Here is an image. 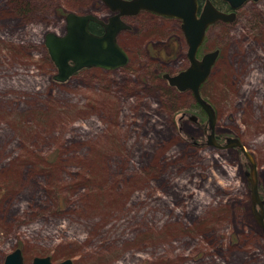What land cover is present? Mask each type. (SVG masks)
<instances>
[{
	"label": "rangeland",
	"instance_id": "rangeland-1",
	"mask_svg": "<svg viewBox=\"0 0 264 264\" xmlns=\"http://www.w3.org/2000/svg\"><path fill=\"white\" fill-rule=\"evenodd\" d=\"M263 3L210 26L200 47L219 52L201 88L215 147L192 94L164 77L187 66L180 22L127 19L126 65L57 82L46 34L68 13L108 11L0 0V264L16 248L24 264H264L248 162L225 147L237 138L253 157L264 211Z\"/></svg>",
	"mask_w": 264,
	"mask_h": 264
},
{
	"label": "water",
	"instance_id": "water-1",
	"mask_svg": "<svg viewBox=\"0 0 264 264\" xmlns=\"http://www.w3.org/2000/svg\"><path fill=\"white\" fill-rule=\"evenodd\" d=\"M244 0H236L234 7ZM107 7L117 14L110 17L108 22L100 20L92 14L78 15L68 13L65 16V31L61 34L47 33L45 46L54 63L57 73L53 76L57 82H63L77 71L87 67H100L111 70L126 65L128 56L118 45L117 33L128 26L120 16L129 12L143 9L163 16L175 17L181 20V29L187 43L189 66L175 75H164L168 83L177 90L191 92L195 102L207 116L209 134L207 143L221 147L215 139V110L204 99L200 92L202 84L208 78L211 68L218 56V50L205 53L200 59L196 58L199 47L203 44L208 26L216 20L230 21L233 14H225L216 10L207 2L200 15L197 0H103ZM98 23L103 28L102 34H96L89 29L90 23ZM193 120L196 116H191ZM238 147L246 158L249 171L252 212L258 225L264 230L263 201L259 196L256 174V164L253 157L243 147L237 138L227 137L225 147ZM223 147V146H222ZM3 264H24L20 249H15L6 255ZM31 264H73L72 259L53 262L47 256L35 257Z\"/></svg>",
	"mask_w": 264,
	"mask_h": 264
},
{
	"label": "flooded vegetation",
	"instance_id": "flooded-vegetation-1",
	"mask_svg": "<svg viewBox=\"0 0 264 264\" xmlns=\"http://www.w3.org/2000/svg\"><path fill=\"white\" fill-rule=\"evenodd\" d=\"M126 1H133V0H126ZM236 0H197V4H198V12L197 14L200 15L205 4L207 2H209L212 7H214L216 10L222 12V13H225V14H233L232 18L230 21H223V20H216L214 23H212L210 26L216 24V23H230V22H233L234 20H236V18L238 17V12H240V10H242L243 8H245V10L247 11L246 13H248L249 11H254L255 10V7L259 5V2L262 1V0H244L239 6L237 7H234L233 6V3L235 2ZM99 2L104 6V8L108 11L109 13V16L106 17V18H99L100 20L104 21V22H108L110 17L114 16L115 14H117V11H112L109 7L106 6V4L103 2V0H99ZM264 5V3H263ZM245 14V12H244ZM258 15H260V13H258ZM145 16H149L151 18H154L155 20H164V21H170V20H175V21H178L180 22V30L182 31L181 29V20L180 19H177L175 17H170V16H163V15H159V14H156V13H153V12H150V11H146V10H139L138 12H129V13H126L122 16H120V19L125 23L127 24V28L126 29H122L120 30L118 33H117V36H116V40H117V43L119 45V42H118V37L120 36V33L123 32V31H130L132 26L129 25V23L127 22V19H132V20H136V19H139V18H144ZM98 24V23H97ZM99 25V29L98 31L96 32V34H102L103 33V28L100 24ZM208 26V28L210 27ZM208 28L206 29V32L208 30ZM206 32H205V38H204V42H205V39H206ZM183 33V31H182ZM184 36V34H183ZM185 38V37H184ZM203 42V43H204ZM187 44V43H186ZM203 45V44H202ZM201 45V46H202ZM120 46V45H119ZM200 46V47H201ZM121 47V46H120ZM199 47L197 53H196V58L200 59L205 53L209 52L208 51H200L201 48ZM122 48V47H121ZM188 48V46H187ZM214 50H218V49H214ZM186 59H187V66L185 68H183L182 70L186 69L188 66H189V59L187 57V51H186ZM212 69V68H211ZM180 70V71H182ZM178 71V72H180ZM209 77V76H208ZM206 82V81H205ZM204 82V83H205ZM173 87V86H172ZM175 88V87H174ZM176 89V88H175ZM190 92V91H189ZM191 93V92H190ZM203 96V95H202ZM208 101V100H207ZM209 129V127H208ZM205 133H207L208 131L205 129L204 130ZM226 139V138H225ZM247 174V172H246Z\"/></svg>",
	"mask_w": 264,
	"mask_h": 264
},
{
	"label": "trees",
	"instance_id": "trees-1",
	"mask_svg": "<svg viewBox=\"0 0 264 264\" xmlns=\"http://www.w3.org/2000/svg\"><path fill=\"white\" fill-rule=\"evenodd\" d=\"M89 29L92 32H95L96 33L98 31V29H99V25L97 23L92 22V23L89 24ZM203 85L201 86V88L203 87ZM201 94L203 95L202 92H201ZM203 97L206 99L205 95H203ZM196 105L198 106L199 111L196 112L195 114H196L198 120L200 121V125L203 128V130L206 129L207 131H209V129H208V122H207V116L204 113V111L202 110V108L198 104H196Z\"/></svg>",
	"mask_w": 264,
	"mask_h": 264
},
{
	"label": "bare ground",
	"instance_id": "bare-ground-1",
	"mask_svg": "<svg viewBox=\"0 0 264 264\" xmlns=\"http://www.w3.org/2000/svg\"><path fill=\"white\" fill-rule=\"evenodd\" d=\"M206 80H207V79H206ZM203 84H204V83H203ZM203 84H202V85H203ZM200 92H201V88H200ZM204 99H205V98H204ZM208 102H209V101H208ZM209 103H210V102H209ZM210 104H211V103H210ZM211 105H212V104H211ZM212 107H213V106H212ZM213 108H214V107H213Z\"/></svg>",
	"mask_w": 264,
	"mask_h": 264
}]
</instances>
